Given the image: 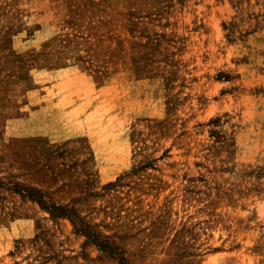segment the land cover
<instances>
[{"label": "rangeland", "instance_id": "obj_1", "mask_svg": "<svg viewBox=\"0 0 264 264\" xmlns=\"http://www.w3.org/2000/svg\"><path fill=\"white\" fill-rule=\"evenodd\" d=\"M0 264H264V0H0Z\"/></svg>", "mask_w": 264, "mask_h": 264}]
</instances>
